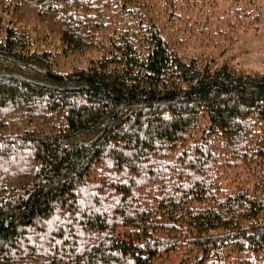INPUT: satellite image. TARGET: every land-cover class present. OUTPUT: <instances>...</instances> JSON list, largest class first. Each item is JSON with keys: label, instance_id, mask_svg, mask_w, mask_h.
<instances>
[{"label": "trees", "instance_id": "trees-1", "mask_svg": "<svg viewBox=\"0 0 264 264\" xmlns=\"http://www.w3.org/2000/svg\"><path fill=\"white\" fill-rule=\"evenodd\" d=\"M260 23L264 0H0V264H264V70L232 51Z\"/></svg>", "mask_w": 264, "mask_h": 264}, {"label": "rangeland", "instance_id": "rangeland-1", "mask_svg": "<svg viewBox=\"0 0 264 264\" xmlns=\"http://www.w3.org/2000/svg\"><path fill=\"white\" fill-rule=\"evenodd\" d=\"M232 51L235 53L234 61L238 64L243 65L249 70H264V23L240 32ZM214 52L216 53L217 51L213 50ZM225 54L228 55V53ZM1 62L0 72L8 67ZM240 171H245V169H240ZM242 173L245 176V173ZM237 181H240V177ZM186 252L188 251L184 250L180 252L177 248L160 252L155 251L153 252L154 256L151 264H176Z\"/></svg>", "mask_w": 264, "mask_h": 264}]
</instances>
